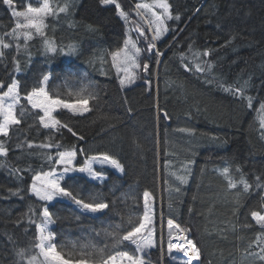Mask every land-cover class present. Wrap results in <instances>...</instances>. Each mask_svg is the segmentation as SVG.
Segmentation results:
<instances>
[{
  "label": "trees",
  "instance_id": "16d2710c",
  "mask_svg": "<svg viewBox=\"0 0 264 264\" xmlns=\"http://www.w3.org/2000/svg\"><path fill=\"white\" fill-rule=\"evenodd\" d=\"M115 1L127 21L113 3L50 0L53 7L69 5L67 13L45 21L47 38L58 51L46 53L43 38L36 34L26 46L21 37L19 50H4L0 81L5 88L0 91L13 76L25 92L42 74H50L49 89L62 99L73 102L76 96L68 93L81 88L95 98L89 99L91 110L85 116L56 114L75 136L66 128H44L35 111L10 128L7 137L0 136L7 149L6 156L0 155V264H27V257L39 252L33 245L44 222V206L54 219L58 250L76 252L91 243L108 245V254L131 252L128 242L112 248L106 233L117 225L123 233L130 230L129 219L133 224L142 219L144 192L150 193L154 208L156 241L145 256L147 264L187 260L168 252L169 219L189 230L202 264H241L264 238V229L251 215L264 214V130L259 120L264 104V0H168L173 18L159 41L166 53L160 82L154 78L159 59L138 36L136 83L125 89L113 53L124 49L129 35L136 41L130 21L141 18L128 0ZM130 1L137 5V0ZM29 3L38 6L36 0H13L11 7L0 0V36L6 41L11 38L5 33L17 23L13 12L26 11ZM69 45L76 46L72 54ZM14 59L20 61V74L14 72ZM144 64L151 67L149 77L143 74ZM197 64L204 71H196ZM237 87L242 95L225 90ZM49 143L60 147H40ZM73 148L78 166L101 153L123 165L122 176L109 170L101 184L83 176L63 183L85 202L107 203L101 215L80 209L70 198L71 204H48L31 192L35 174L57 168V152ZM244 183L250 186L247 190ZM20 249L27 250L23 259L17 255Z\"/></svg>",
  "mask_w": 264,
  "mask_h": 264
},
{
  "label": "snow or ice",
  "instance_id": "6c2138e0",
  "mask_svg": "<svg viewBox=\"0 0 264 264\" xmlns=\"http://www.w3.org/2000/svg\"><path fill=\"white\" fill-rule=\"evenodd\" d=\"M104 4L115 3V0H101ZM4 3L10 7L13 4V0H4ZM38 6L33 7L31 3L28 4L26 11H14L13 15L17 17V23L11 32L5 33L9 36L10 40H5L4 36H0V60L5 58V49L15 47L16 49L21 48L19 40L21 37L24 38L25 46L27 42L34 38V34L39 35L43 38V45L46 53L55 54L58 51L55 43L47 38V33L44 29L47 27L45 21L48 17H58L60 13H67L69 5L65 3L63 6L56 5L52 6L50 0H36ZM119 9V15L127 21L129 19L127 13L120 9L119 4L116 5ZM171 5L168 0H153L152 4L138 3L137 9H148L150 11L152 20L148 21L149 28L153 30L154 34L151 38L152 42L147 45V51L151 52L155 48L154 41L158 40L161 35L168 29L165 26V20L173 18L171 12ZM163 9L162 13L156 12L154 9ZM139 15V13H137ZM19 18H23L21 21ZM175 19L179 20V15L175 16ZM137 32L140 36H144V29L139 25H135ZM24 29V31H21ZM15 42V43H13ZM129 45H131V54H129ZM69 54L76 51L75 45L68 46ZM63 51V49H60ZM140 49L136 47V44L131 40H126L124 49L113 53V62L116 63L117 59L123 52L126 60H135V57L140 54ZM209 55L208 52L203 53ZM162 55V53H157ZM14 72L20 74L21 66L20 61L14 59ZM139 67L140 65H136ZM149 65L144 64L143 70L147 71ZM187 67V65H186ZM196 71H204L199 64L196 65ZM51 79L50 74H42L36 86L32 87L30 91L21 92V80L15 78L11 79V82L7 85L6 90L0 91V136L7 137L9 130L13 126H19L23 120H25L30 114L35 111L39 123L46 129L59 130V128H66L74 136L77 135L67 124H62L60 120L56 119L53 115L58 109H68L73 114L83 115L90 111L89 99L95 97L88 92L87 89L81 88L79 91L73 93L69 92L68 96H76L73 102H68L67 99H62L58 91L54 92L49 89V80ZM121 84H124V80H121ZM5 84L0 81V89H4ZM226 91H233L234 94L242 95L241 88L237 87L234 90L229 88ZM24 101L25 103H22ZM30 106V107H29ZM249 106H251V98L249 97ZM261 110H264V104L261 106ZM166 115V113H165ZM261 127L264 128V121H262ZM83 139V137H80ZM28 147H33L31 142L28 143ZM43 148H59L60 145L43 144L40 145ZM0 155H7V149L4 146L3 141H0ZM77 155L76 150H64L57 152V158L55 164L57 168H53L47 172H38L33 178L31 185V192L44 202H51L58 197L70 198L80 209L88 212H98L108 208V204L102 201L93 200L92 202H85L83 199L77 198L70 190V186L62 184L64 181L75 180V177L71 175L75 172H86L88 176L94 178H101L102 173L95 171L93 163L99 162L101 164L110 163L113 167L123 172V165L118 160L109 156L107 153H101L98 157H91L85 162L83 167L77 168L73 161ZM51 156L48 160H52ZM62 166V167H61ZM16 171H19L18 169ZM228 170L225 169V172ZM39 182V183H37ZM231 188H235L236 184L229 183ZM250 186L244 183V189L247 190ZM144 213L142 219L136 221L133 224L132 220L129 219L128 223L131 225L130 230L121 232V226L117 225L116 229L106 235L111 237L112 248H118L123 245L124 242H128L132 246L130 251H118L114 254H108V245L104 247H98L95 244H84L76 252L64 253L62 250L57 249V244L53 243L55 233L48 232L45 235V230L48 225L53 223L52 214L49 212L47 206L42 208L43 224L38 226L37 242L33 245L35 249H39V252L27 257V264H147L145 256L147 255L146 250L155 247V228L152 227L153 216L152 208L150 206V193L144 192ZM253 219L264 229V214L261 212L253 211L251 213ZM168 225V252L171 254L173 250H177L183 253L187 260L185 264H192L193 261H200L201 253L196 243L188 238L186 233L188 229L181 228L180 225L174 226L173 220L167 221ZM175 228V230H173ZM175 241V242H174ZM259 242V238H258ZM75 247V246H74ZM26 249H20L17 253L22 259L26 256ZM261 252L264 253V247L261 248ZM42 257V259H40ZM261 260H264V255L260 256ZM202 264V262H201Z\"/></svg>",
  "mask_w": 264,
  "mask_h": 264
},
{
  "label": "rangeland",
  "instance_id": "374dc122",
  "mask_svg": "<svg viewBox=\"0 0 264 264\" xmlns=\"http://www.w3.org/2000/svg\"><path fill=\"white\" fill-rule=\"evenodd\" d=\"M138 3H143V4H152L153 3V0H137V4ZM115 5H117L118 3L115 1V3H113ZM120 9H122L120 7ZM156 12L158 13H162L163 12V9H160V8H155L154 9ZM119 11V9H118ZM139 13L142 14L143 17L147 18V21H150L153 19V17H151V14H150V11L148 9H138ZM16 19H18L17 17H15ZM21 21L23 20V18H19ZM138 19V17H137ZM172 19H169V20H165V26L167 25L168 22H170ZM130 23L132 24V29L131 31L133 32V34L136 36V41L134 40V38H132V36L129 35V37L127 38V40H131L132 42H134L136 44V47L139 48V39H137L139 35V33L137 32L136 30V27L135 25L136 24H139L143 29H144V36L142 38H144L145 40H147V43L149 42H152L151 41V38L154 34L153 30L151 29H148L147 27H145L141 22H137V21H133L131 20ZM21 31H24V29H22ZM166 35V32H164L161 37L154 41L155 43V48L152 49V51L150 52L151 55H155V56H159L157 55V50H158V45H159V41L162 40L164 38V36ZM141 38V36H140ZM140 49V48H139ZM129 54H131V45H129ZM139 58V55L135 57V60L133 62V60H126L124 58V54L123 52L121 53V56L117 59L116 63H115V67L117 69V72H118V75H119V80H120V84H121V80H124V84L121 86L125 89L126 87H130L132 86L133 84L136 83V79H135V76H136V71H137V60ZM50 81V80H49ZM158 82H160V79H157L156 80V83L158 84ZM90 108V107H89ZM61 112H67V113H70V114H73L70 110L68 109H63V108H60L58 109L56 112L53 113V115L55 116L56 118V114L58 113H61ZM90 111L84 113L83 115H80V114H73V115H77V116H85L89 113ZM57 119V118H56ZM259 120H260V123L262 124V121H264V110H261L260 111V114H259ZM49 130H54V129H49ZM264 130V128H263ZM73 164L79 168V167H83V166H78L77 165V158L75 157L74 161H73ZM62 167V166H61ZM93 168L95 169V171L97 172H101L102 173V176L101 178H94V177H90L88 176V174L86 172L84 173H81V172H75V173H72L71 175L73 176H83L85 178H87L89 181L93 182V183H98V184H101V183H104L107 178H108V173L107 171L109 170H114L116 171L119 175H123V172H121L119 169L113 167L110 163H104V164H101L99 162H95L93 163ZM59 171V169H57V172ZM39 183V182H37ZM64 182H62L63 184ZM56 202H66V203H72V201L68 198V197H58L56 198L55 200L51 201V202H47L48 204H52V203H56ZM152 208V216H153V224H152V227L154 225V208L151 206ZM88 212V211H87ZM105 212V209L101 210V211H98V212H88L90 213L91 215H101ZM53 219V218H52ZM54 221V219H53ZM54 222L49 224L47 229L45 230V235L48 234V232H52L53 233V230H54ZM175 230V229H174ZM188 236V238L191 239V235L189 234H186ZM55 241V237H54V240L52 241L54 243ZM264 247V238H261L260 239V242H259V245L257 246V250L253 253H251L250 255L248 256H245L242 258V262L241 264H256L257 262H260V261H264V260H261L260 259V256L264 255V253L261 252V248ZM151 249H148L146 250L147 254L149 253ZM171 253H175L177 255H180L182 256L183 253L177 251V250H173ZM184 255V254H183ZM183 257V256H182ZM184 258V257H183ZM40 259H42V257H40ZM198 264H201V258H200V261Z\"/></svg>",
  "mask_w": 264,
  "mask_h": 264
},
{
  "label": "bare ground",
  "instance_id": "6f19581e",
  "mask_svg": "<svg viewBox=\"0 0 264 264\" xmlns=\"http://www.w3.org/2000/svg\"><path fill=\"white\" fill-rule=\"evenodd\" d=\"M128 2H129V3L131 4V6L134 8L136 14L139 13V11H138V9L136 8V6H135L130 0H128ZM137 16H139L141 19H139V18H138V19L135 18L134 21L141 22L145 27H147L148 29H150V28H149L148 21H147V18L143 17L141 13H139V15L137 14ZM137 39H139V37H137ZM139 40H140V39H139ZM175 41H176V40H175ZM157 48H158L157 52L162 53V55L157 56L158 59H159V64H158V67H156V69H155V71H154V78L160 79V76H159L160 63L164 60V58H165V54H166V53H163V52L160 51V49H159V45H158ZM150 70H151V67H149V68L147 69V71H144V70H143V74L145 75V77H149V75H150ZM161 219L164 220V218H162V217H161ZM174 242H175V241H174ZM193 263H194V264H198L199 261H193Z\"/></svg>",
  "mask_w": 264,
  "mask_h": 264
},
{
  "label": "water",
  "instance_id": "95a60500",
  "mask_svg": "<svg viewBox=\"0 0 264 264\" xmlns=\"http://www.w3.org/2000/svg\"><path fill=\"white\" fill-rule=\"evenodd\" d=\"M165 116V115H164Z\"/></svg>",
  "mask_w": 264,
  "mask_h": 264
}]
</instances>
